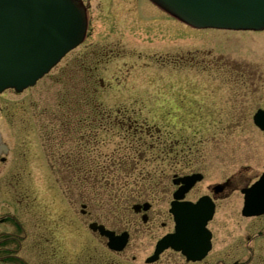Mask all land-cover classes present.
<instances>
[{"label":"rangeland","instance_id":"374dc122","mask_svg":"<svg viewBox=\"0 0 264 264\" xmlns=\"http://www.w3.org/2000/svg\"><path fill=\"white\" fill-rule=\"evenodd\" d=\"M83 1L88 3V31L83 43L68 53L35 85L21 92L9 89L0 94V131L3 141L9 147L5 161L0 162V217H5V205L1 198L13 195L11 192L24 197L30 203L28 208L37 204L36 213L32 211L29 212L30 216H19L28 234L26 243L30 237L33 240L32 235L37 236V239H44L41 234L47 232V227L53 231L50 226L45 229L41 226L39 214V210L45 207L40 183L41 176L46 171V155H52L51 151L55 149L62 153L69 149L73 154L82 153L69 143L59 145L60 142L55 140L64 131L57 128L59 124L55 115H63V112L75 113L78 108L83 110L85 106L78 107L76 101L88 94L95 98L96 110L116 112L126 106L138 108L141 105L144 112L142 118L146 120L139 122L159 123L163 130L178 133L179 120H161L153 114V111H157L153 107L160 101H166L170 105L172 95L177 97L178 91H185V98L189 103L187 108L192 105L191 108L196 113L198 107H201V115L193 113L182 121L189 125L185 132L188 134V144L191 145L190 154L208 156L207 176L210 177L207 181L214 180L215 169L221 164L227 166L234 163L232 165L240 168L248 167L243 169L245 179L239 182L240 186L254 180L264 171V132L253 125L251 118H245L242 112L247 111L246 108H251L253 104L255 108L251 110L250 116L257 107L264 109V29H189L178 22L170 21L152 9L145 0ZM139 7L141 16L148 20L139 18ZM131 51L137 52V55L141 53V56L135 58L127 54L122 57L124 53ZM111 54L114 56L111 57ZM82 55L86 59L81 60ZM147 56L151 57L149 64L144 63ZM168 56L170 60H175L174 64L183 63V67L176 66L172 70L168 65H161L159 60ZM179 58L180 61L176 60ZM133 63L134 66L131 67ZM237 68L250 72L249 76H253L250 83H234L237 74L247 76V73L240 72ZM88 73L95 75V85L90 88L83 86L84 76ZM170 86L177 89L176 93L170 94ZM128 95L141 96L142 104L129 102ZM110 96L114 99H109ZM206 111L210 113H204ZM211 111L219 113L214 114ZM73 115H69V118ZM76 115V118H71L73 123L83 118ZM94 128L92 134L95 143L89 150L91 156L97 157L96 164L107 159V153H112L116 148L118 154L136 155L130 146L132 137L120 139V135L125 132H118V135L115 127L114 131L107 133L104 126L97 124ZM76 132L79 134L77 130ZM76 144L81 146L78 139ZM152 152L150 148L145 150L148 157ZM90 163L92 162H85ZM193 167L202 168V161ZM72 170L70 167L64 168L65 173ZM139 170L144 175L155 173L151 166L138 169L131 167V164L121 168L98 165L75 169L76 175L78 173L76 180L79 179L80 185L86 187V179L92 180L90 185L95 184V208L104 222L110 227L118 228V231L122 230L125 223L117 219L124 216L119 208L122 202L119 204L115 198L110 199V194L104 196L105 190L102 187L107 186V191L111 194L119 192L116 189L126 185L128 175L137 174ZM184 173L186 172L182 174ZM46 175L49 184L53 185L50 180L52 175L49 172ZM14 184L16 188L12 189ZM133 185L129 180L125 189H130ZM241 203L242 194L239 193L237 199L224 201L223 207L218 208L214 220L209 224L214 233L213 249L204 261L190 264H217L215 260L220 253L226 261L225 264L245 262L250 255L249 249L254 252L253 258L244 264H264V235H257L259 229L264 228V216L243 217L240 214ZM26 217L32 220L27 222ZM51 223L53 220L50 218L49 224ZM139 223L132 226L130 243L125 253L109 251L104 244L105 239L99 235L88 237L80 229L78 245L73 238V247L77 251L75 256L72 257V254H68L70 252L66 253L63 249L61 255L64 262L60 261V256L57 257V262L64 264L69 256L72 257L71 260L76 256L85 257L87 244L91 247L94 243L96 258H107V261H118L120 264H144V259L153 251L156 238L171 229L172 222L166 228L160 226L157 234L149 232L150 226H144L140 219ZM1 226L6 227L5 224ZM63 229L60 232L63 236L54 234L53 238L60 239V242L69 246L70 227L64 225ZM18 233L21 234V231ZM82 241L87 243L78 251L77 247ZM28 245L29 243L21 248L19 255L26 264H41L40 248ZM132 256L136 257L135 260H132ZM161 256L158 264H188L177 253L165 252Z\"/></svg>","mask_w":264,"mask_h":264},{"label":"flooded vegetation","instance_id":"af4514ba","mask_svg":"<svg viewBox=\"0 0 264 264\" xmlns=\"http://www.w3.org/2000/svg\"><path fill=\"white\" fill-rule=\"evenodd\" d=\"M149 5L152 9L154 8L157 12L168 18L170 21L177 22L175 19L160 11L152 4L149 3ZM138 15L142 20H148V18H143V16H141L140 7L138 10ZM178 23L189 28V26L181 22ZM110 50L112 51V49ZM127 54L129 56H135V58H137V56H141V53L140 55H137V52L131 51L129 53H124L122 57ZM112 56H114V54H111V57ZM81 57V60L86 59L84 58V55ZM100 58L102 57H99V59ZM146 58L147 59L144 61V63L149 64L151 57L147 56ZM181 58L176 60L180 61ZM159 62L162 63L161 65L163 66H170V69L172 70L175 69L176 66L180 68L183 67V63L174 64L175 60H170L169 56L165 57L163 60H159ZM133 66L134 63L131 64V67ZM237 69L240 72L247 73V76L237 74L234 83L238 85H241V83H250V78L253 77L249 76L250 72L239 70L240 68ZM244 77H246V79H244ZM84 78V87L90 88L91 86L95 85L94 74L91 75L88 73L84 76ZM170 87V94L176 93L175 91L177 89L174 90L173 86ZM179 94L182 96H179ZM185 97H187L185 96V91L180 90V92L178 91L177 97L172 95V101L170 105L166 101H160L153 107V109L157 108V111H153V114L159 116L161 120H179L180 127L178 129V133H173L171 130L167 131L165 128V130H163L159 123L149 124L145 122H139V120H146V118H142L144 112L142 111L141 105L138 108L126 106L125 109L121 108L116 112L96 110V107L94 106L95 98L91 97L90 95L79 97V100L77 99L76 103L78 104V107L80 105L81 107L85 106V108H83V110H80V108L77 109L78 112L75 113L79 116H83V118H79L75 123H73L71 119L77 117L75 113L63 112V115H58L56 113V122L60 125H57V128H61V130L64 131H62L55 140L60 142L59 145L65 144V142L69 143L70 145L74 146V149H77L78 152L82 153L73 154L71 149H69L66 153H62L61 151L59 152L58 149H55L51 151L52 155H46V160H44L46 171L44 172L45 175L41 176L40 184L42 189L41 193L44 195L45 207L42 208V210H39V214H41L40 224L44 227V229L47 226H50L53 231L51 232V229L47 227V232H43L41 234V236H43L42 238L44 239H37V236L32 235L33 240H31L30 237L29 241L27 242L29 243V247L40 248L39 253L41 264H59L57 262L58 256H60V261L62 262L63 259L61 252L63 249L66 253L70 252L68 254H72V257L75 256L74 253L77 251L73 247V238L76 239L75 242L78 245L80 242V237L78 236L80 229H83L87 233L88 237H91L92 235L97 236L96 232H91L89 230L88 225L90 222L104 224L106 227L114 230L116 233L123 231L128 232L129 238L125 248L120 252H116V254H122L126 252V249L130 243L131 229H133L132 226H137L139 219L144 226H150L148 228L149 232L157 234L160 226L162 228H166L170 225V222H172L171 229L167 230L163 234L173 231V216L169 209L170 203L173 201L175 194L177 193L182 196L179 199L188 201H196L202 196H207L206 206L211 207L214 211L211 220L208 222L209 226V224L214 220L218 208L223 207L224 201L229 202L233 201V199H237L239 193H241V189L248 186L253 181L251 180L243 186H240L239 182L242 179H245V176L242 174L243 169H248V167L245 166L240 168L237 165H232L234 163L227 166L221 164L215 169V175L213 176L214 180L207 181V179L210 177L207 176V170L209 169L208 156H203V154L198 157L192 156L190 154L192 153L191 145L188 144L189 138L186 137L188 134L185 132L189 125L182 121V119L190 117L193 113L195 115H201L202 113L199 111L201 110V107H198L199 110H197L196 113L193 112L191 108L192 105L187 108L189 103ZM109 99L113 100L114 97L110 96ZM127 99L129 102L139 103L142 98L141 96L131 97L128 95ZM140 103L142 104V102ZM166 106L169 108H166ZM128 108L131 109L129 110ZM248 108L249 107L246 108L247 111L242 112L244 113L245 118H252L253 114L250 116V112L255 108V105L253 104L251 108ZM148 112L152 114L150 110ZM204 113H210V111H206ZM211 113L215 114L219 112L211 111ZM72 114H74L73 117L69 118V115ZM53 124L54 123L51 125L53 126ZM95 124L104 126V130H107V133L108 131H114L115 127L118 135H120L118 132H125V134L120 135V139L132 137L130 146L136 152V155L134 156L126 153L118 154V149L116 148V150H114L112 153H107V159H105L103 162L97 163L98 165L121 168L131 164V167L138 169L148 166H151L155 169L154 175H144L142 170H139L137 174L128 175V178L125 181L127 182L126 185L120 186L119 189H116L117 191H120L115 192L114 194H111L109 191H107V186L102 187L105 190L104 196L110 194V199L115 198L119 201V204L122 202L119 208L121 209L120 212H122L124 216H121L117 219L125 223L121 227L122 230L120 231L117 230L118 228L108 226L101 217V214H98V211L95 208V184L93 183L94 186L89 184L92 180L86 179L88 182L84 181L86 187H84L82 184H79V179L76 180V177L78 178V173L76 175L75 169L79 168L80 166H98L96 164L97 157L91 156V150H89L95 143V137L93 136L94 134H92L95 129ZM76 130L79 132V134L76 132ZM77 139L81 146L76 144ZM80 148H82V151H80ZM146 148H150L151 151H153L150 157H148L145 153ZM94 157L95 159H93ZM1 158L2 155L0 154V161H2ZM200 160L202 161V168L198 169L193 167V165H195ZM86 161H90L92 163L85 164ZM67 167L72 168V172L66 171L65 173L64 168ZM211 170L213 169H210V171ZM48 172L52 175L50 180L53 181V185L49 184L48 175H46ZM183 172L186 173L182 174ZM193 173H200L201 179L195 181L189 188L186 189L184 187L186 183H184L181 178L184 175ZM85 177L86 176H84V178ZM129 180H131L134 185L130 189H125ZM107 182L111 183L109 180H107ZM81 183H83V181ZM15 188L16 187L14 184L12 189ZM11 194L13 195L1 198L5 205L3 207L5 209L3 212L5 217L0 218V251L2 253V255H0V260H2L4 264H25V260L21 255H19V252L21 251V248L24 247V245H27L26 239H28V234L21 220L19 217H16V215L19 214L20 216L22 214H26L30 216L29 212L33 211L36 213L38 207H36L37 204H32L33 208H28L30 203L26 202L24 197H21L18 193L14 194L11 192ZM100 194L102 193L100 192ZM166 200L167 206L165 207ZM78 206L80 207L78 208ZM50 218L53 220V223L51 224H49ZM26 220L28 222L32 219H28V217H26ZM1 224H5L6 227H2ZM64 225L70 227L68 234L71 238V245L69 246H66L65 243L60 242V239L55 240L53 238L54 234H61L60 232ZM18 231H21V234H19ZM61 236L63 235L61 234ZM213 238L214 233L212 231V244H214ZM85 242L86 241L79 244V247H77L78 251L80 248H82ZM59 244L61 247H59ZM87 245V255H85V257L76 256L74 260H71L72 257L69 256L68 261H66L64 264H120L118 261H107V258H96V246H94V243H92L91 247H89V243ZM165 252L172 251L167 250ZM179 256L184 260V262L188 264L191 263L186 261L181 255ZM161 257L162 256H160L157 261L152 263H146L145 258L144 264H158ZM131 258L132 260H135L136 257L132 256ZM252 258L253 257H251L250 260H252ZM215 261L217 264H224L226 262L221 253L218 257H216Z\"/></svg>","mask_w":264,"mask_h":264},{"label":"water","instance_id":"95a60500","mask_svg":"<svg viewBox=\"0 0 264 264\" xmlns=\"http://www.w3.org/2000/svg\"><path fill=\"white\" fill-rule=\"evenodd\" d=\"M178 18L200 27L232 29L264 28V0H152ZM86 13L81 0H0V91L22 90L47 72L63 54L84 37ZM264 130V110L254 115ZM199 176L183 179L185 188ZM243 215L264 212V173L244 190ZM178 197V196H177ZM209 212L188 205L176 214V231L156 245L154 260L167 247L181 251L188 260H199L210 247L205 228ZM108 237V245L120 250L126 237L115 236L103 225H91Z\"/></svg>","mask_w":264,"mask_h":264}]
</instances>
